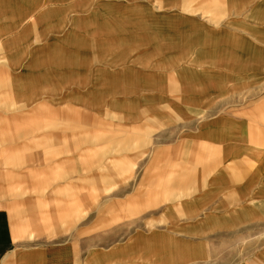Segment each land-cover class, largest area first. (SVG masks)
Masks as SVG:
<instances>
[{
	"label": "crops",
	"instance_id": "0c3cea01",
	"mask_svg": "<svg viewBox=\"0 0 264 264\" xmlns=\"http://www.w3.org/2000/svg\"><path fill=\"white\" fill-rule=\"evenodd\" d=\"M93 2L69 1L67 7L75 9L65 11L70 14L65 18L64 5L56 6L62 8L57 21L65 19L75 30L65 38L73 42L53 44L45 14L36 11L47 10L48 0H0V46L9 62L5 87L10 88L7 96L0 94V103L27 108L49 98L31 88L33 73L53 48L64 55V64L69 63L65 56L72 60L73 86H94L97 61L109 71L113 55L135 85L155 87L148 73H166L167 81L170 73H184L183 114L199 124L184 134L185 152L191 147L184 166L194 176L190 193L179 206L167 205L165 224L137 229L131 239L135 249L120 262L211 258L221 264H264V0H105L98 12ZM54 34L58 41L65 35ZM47 69L39 75L51 79ZM59 78L65 81L63 76L55 81ZM177 208L184 218L176 217ZM19 233L0 198V264H80L74 240L64 258L63 244L32 246ZM94 256L89 251L86 259Z\"/></svg>",
	"mask_w": 264,
	"mask_h": 264
},
{
	"label": "rangeland",
	"instance_id": "374dc122",
	"mask_svg": "<svg viewBox=\"0 0 264 264\" xmlns=\"http://www.w3.org/2000/svg\"><path fill=\"white\" fill-rule=\"evenodd\" d=\"M48 1L47 10L36 11L45 14L51 42H73L65 40L73 25L57 21L62 8L64 18L70 16L65 11L75 9L67 7L71 0ZM104 1L94 0L97 12ZM32 22L31 31H36L39 22ZM55 31L64 32L63 39L58 41ZM63 56L49 49L33 73L31 90L47 93L48 99L27 108L19 102L0 103V198L19 228L17 237L29 239L32 246L63 244L68 258L74 240L80 264H122L120 256L135 249V231L165 224L167 205L179 206L190 193L194 176L184 166L185 157L191 158L184 134L195 130L198 120L183 114L184 73H170L168 81L166 73H148L157 81L155 87L135 85L113 55L109 71L97 61L94 86L79 87L70 77L72 60L65 56L66 65ZM7 63L0 46V94L6 96ZM46 68L51 79L39 75ZM139 75L141 79L143 73ZM59 76L65 81H55ZM176 215L183 217L178 208ZM220 244L215 242L216 250L223 252ZM89 251L95 259L88 262ZM103 257L111 259L103 262ZM221 263L209 258L204 263L176 259L169 264Z\"/></svg>",
	"mask_w": 264,
	"mask_h": 264
}]
</instances>
